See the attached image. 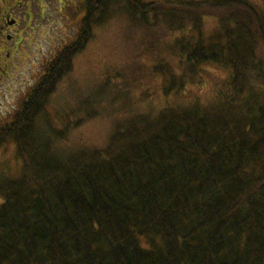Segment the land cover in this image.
Listing matches in <instances>:
<instances>
[{"label":"trees","instance_id":"obj_1","mask_svg":"<svg viewBox=\"0 0 264 264\" xmlns=\"http://www.w3.org/2000/svg\"><path fill=\"white\" fill-rule=\"evenodd\" d=\"M248 2L83 0L75 39L0 126L20 163L0 177V264H264V5ZM113 19L143 37L134 83L113 73L76 101L121 119L99 148L68 145L49 100Z\"/></svg>","mask_w":264,"mask_h":264},{"label":"rangeland","instance_id":"obj_2","mask_svg":"<svg viewBox=\"0 0 264 264\" xmlns=\"http://www.w3.org/2000/svg\"><path fill=\"white\" fill-rule=\"evenodd\" d=\"M18 1L20 3L13 8V15L16 19L18 18L22 28L20 43L16 45L13 53H9V58L0 59V67L6 71L0 77V126L10 121L11 115L26 92L42 74L44 64L52 60L63 47L75 39L84 16L83 0ZM143 1L154 3L176 0ZM247 1L256 7L264 5V0ZM1 5L2 0H0V7ZM214 28L212 21L206 22L205 34H212ZM126 29L121 22L118 23L116 19H113L111 23L95 31L93 41L72 60V72L63 79L56 93L49 100L50 113L61 110L66 112V121L72 120L70 124L72 128L70 127L66 140L68 145L74 143L76 146L84 144L91 148H99L119 123L121 115L115 108L120 105L104 108L109 101L108 98L102 102L101 107L92 109L89 119L85 117V114L76 111L75 115H72L69 110L78 100L93 101L98 87L108 78L111 80L113 73L115 75L119 73L127 79V82H130L131 78L133 80L134 56L141 50L143 37L136 32L134 40L124 38ZM13 34L16 35V33ZM143 46L146 47V41ZM11 47L12 44L6 46L7 49ZM214 72L219 78L227 76V73L220 69ZM96 95L99 98L105 97ZM79 121L84 122L77 124ZM19 168L20 163L15 159L14 147L12 144H7L0 150V177L15 178Z\"/></svg>","mask_w":264,"mask_h":264},{"label":"flooded vegetation","instance_id":"obj_3","mask_svg":"<svg viewBox=\"0 0 264 264\" xmlns=\"http://www.w3.org/2000/svg\"><path fill=\"white\" fill-rule=\"evenodd\" d=\"M17 5H19L18 0H3L0 7V59L4 57L9 58V53H13L16 45L18 46L20 43V22L18 18L16 19L13 15V8ZM13 33H16V35ZM8 44H12L11 49L6 48ZM2 52H4V54ZM5 72L4 68L0 67V77L4 75Z\"/></svg>","mask_w":264,"mask_h":264}]
</instances>
